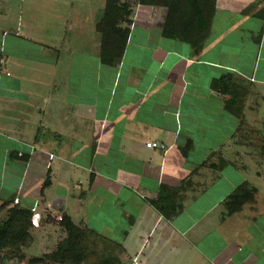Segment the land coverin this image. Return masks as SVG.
Returning <instances> with one entry per match:
<instances>
[{"label":"crops","instance_id":"crops-1","mask_svg":"<svg viewBox=\"0 0 264 264\" xmlns=\"http://www.w3.org/2000/svg\"><path fill=\"white\" fill-rule=\"evenodd\" d=\"M105 3L0 0V200L112 264H264V0H127L112 64Z\"/></svg>","mask_w":264,"mask_h":264},{"label":"trees","instance_id":"trees-1","mask_svg":"<svg viewBox=\"0 0 264 264\" xmlns=\"http://www.w3.org/2000/svg\"><path fill=\"white\" fill-rule=\"evenodd\" d=\"M154 1L156 3H161V0ZM166 1L168 0H164V2ZM191 1L193 3V0H187V2ZM197 2L198 0H194V3L196 4L195 6L198 5ZM165 5L169 6V3L168 5L165 3ZM174 5L169 6L168 8L170 16L175 9ZM129 15L130 11L128 7L120 6L119 0H106L104 16L98 24V30L103 35L101 58L105 64H112L121 56L128 35V29L123 28L122 25L130 23L127 19ZM163 34L164 36H173L172 30H169V21L165 24ZM228 84L229 80L226 76H224L213 83V88L225 93V91L228 90ZM46 185L47 182L44 183V186ZM239 193V190L234 192V194L238 195ZM12 201L13 200L8 203L10 206L13 205V207L9 210L8 219L0 228V248H5L15 244L18 246L28 227H30V225L32 226L31 220L33 211L29 209H21L19 208L18 203H14V201ZM59 222V225L64 229L67 238L64 244L58 248V253L60 252L61 254L58 255L57 253V256L63 257L61 260H58L63 262L65 259L69 258L68 260L71 264H79L82 254V248L79 244L81 245L82 240H85L90 235L93 236V234L85 228L76 226L67 216H61V220ZM67 254L70 256L66 257L65 255ZM106 262L107 261L104 263ZM99 263L102 264V262Z\"/></svg>","mask_w":264,"mask_h":264},{"label":"rangeland","instance_id":"rangeland-1","mask_svg":"<svg viewBox=\"0 0 264 264\" xmlns=\"http://www.w3.org/2000/svg\"><path fill=\"white\" fill-rule=\"evenodd\" d=\"M120 2V6H128L126 5L127 0H120ZM4 188V191H1L2 196H5L12 186L5 185ZM11 200H0V228L7 221L9 210L13 207V205L10 206L8 204ZM18 206L21 209H25L20 205ZM57 218L47 215L38 223V228H35L33 225L28 227L18 246L15 244L0 248V264H71L68 260L69 258L63 262L58 260L63 258L57 256L58 248L64 244L67 237L64 229L60 227V222ZM79 246L82 248L79 264H100L99 262H102V264H112L113 256H117L114 253L115 247L112 244L95 236H88L85 240L81 241V245L79 244ZM60 254L59 252L58 255ZM56 256L57 258L55 259ZM65 256L69 257L70 255L67 254ZM104 260L107 262L104 263Z\"/></svg>","mask_w":264,"mask_h":264},{"label":"built area","instance_id":"built-area-1","mask_svg":"<svg viewBox=\"0 0 264 264\" xmlns=\"http://www.w3.org/2000/svg\"><path fill=\"white\" fill-rule=\"evenodd\" d=\"M145 147L146 148H148V149H158V150H161V151H163V152H165L166 151V147L165 146H163V145H160V144H158V143H156V142H149V143H146L145 144ZM15 203H17V201H15ZM39 215L38 214H33V216H32V220H31V223H32V225L34 226V227H38L39 225H38V223H39ZM57 220L58 221H60L61 220V217L59 216L58 218H57Z\"/></svg>","mask_w":264,"mask_h":264}]
</instances>
